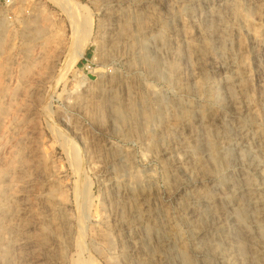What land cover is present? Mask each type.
Returning <instances> with one entry per match:
<instances>
[{
	"label": "rangeland",
	"instance_id": "rangeland-1",
	"mask_svg": "<svg viewBox=\"0 0 264 264\" xmlns=\"http://www.w3.org/2000/svg\"><path fill=\"white\" fill-rule=\"evenodd\" d=\"M0 264H264V0H0Z\"/></svg>",
	"mask_w": 264,
	"mask_h": 264
},
{
	"label": "bare ground",
	"instance_id": "bare-ground-1",
	"mask_svg": "<svg viewBox=\"0 0 264 264\" xmlns=\"http://www.w3.org/2000/svg\"><path fill=\"white\" fill-rule=\"evenodd\" d=\"M78 5V4H77ZM73 25H75V24H73ZM85 25V24H84ZM83 25V26H84ZM82 26V25H81ZM86 26V25H85ZM83 28V27H82ZM82 28H79L78 29V27H76V25H75V27L73 26V34L75 35V37H78L79 35L81 36V31H82ZM85 28V27H84ZM87 28V27H86ZM84 31H85V33H88L87 32V30L86 29H83ZM89 31V30H88ZM252 32H253V34H256V30L254 29V28H252ZM84 33V32H83ZM79 36V37H80ZM83 55V51H77L76 52V54L74 55V57H72L70 60H69V63H68V69L69 68H71L73 65H74V63L76 62V60L79 58V57H81ZM66 71H68L67 69H66ZM65 74V73H64ZM122 113V112H121Z\"/></svg>",
	"mask_w": 264,
	"mask_h": 264
},
{
	"label": "built area",
	"instance_id": "built-area-1",
	"mask_svg": "<svg viewBox=\"0 0 264 264\" xmlns=\"http://www.w3.org/2000/svg\"><path fill=\"white\" fill-rule=\"evenodd\" d=\"M7 1H10V0H7Z\"/></svg>",
	"mask_w": 264,
	"mask_h": 264
}]
</instances>
